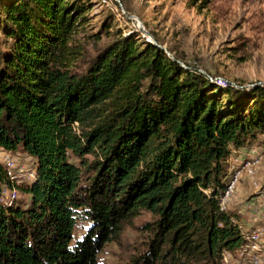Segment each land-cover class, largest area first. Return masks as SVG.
Masks as SVG:
<instances>
[{
  "label": "trees",
  "instance_id": "16d2710c",
  "mask_svg": "<svg viewBox=\"0 0 264 264\" xmlns=\"http://www.w3.org/2000/svg\"><path fill=\"white\" fill-rule=\"evenodd\" d=\"M88 9L0 0V147L37 160L23 185L0 160V264H103L142 209L154 215L147 249L118 264H221L243 240L221 200L234 150L264 133V86L217 77L111 20L85 49ZM6 186L28 204L4 203ZM79 221L89 226L72 242Z\"/></svg>",
  "mask_w": 264,
  "mask_h": 264
},
{
  "label": "rangeland",
  "instance_id": "374dc122",
  "mask_svg": "<svg viewBox=\"0 0 264 264\" xmlns=\"http://www.w3.org/2000/svg\"><path fill=\"white\" fill-rule=\"evenodd\" d=\"M86 1L89 2L86 20L76 36V44L85 49L93 50L95 37L90 35L104 31L102 26L110 20L113 30L119 29L125 35L136 31L144 36L139 30L141 23L136 20L139 19L169 53L178 55L186 63L205 67L217 77L239 86H264V0ZM106 38L107 34H102V39ZM5 153L16 162L13 173L16 180L22 174L36 171V158L24 150L0 147V157ZM254 156L259 157L254 171L248 173L244 169L234 194L225 204L227 209L238 212L244 231L252 226L264 227V133L235 150L230 164L242 167ZM72 159L78 161L76 157ZM5 189L8 191L5 190L3 202L7 203L13 191L7 186ZM17 190L15 202L26 206L29 195L18 187ZM153 219L150 211L142 209L125 221L119 238L108 242L99 253L100 262L130 263L143 254L150 236L146 225ZM86 226H89L87 222H78L72 242L84 236ZM221 264L232 263L224 259Z\"/></svg>",
  "mask_w": 264,
  "mask_h": 264
},
{
  "label": "bare ground",
  "instance_id": "6f19581e",
  "mask_svg": "<svg viewBox=\"0 0 264 264\" xmlns=\"http://www.w3.org/2000/svg\"><path fill=\"white\" fill-rule=\"evenodd\" d=\"M136 20H138L141 23L139 19ZM0 160L3 163H7L10 175H12L13 177L14 168L16 166V162L13 160V158L10 157V155H8L7 153H5L3 157H0ZM258 161H259V157L254 156L251 157V160H248L245 164H243L242 167H239L237 163L234 164L233 166L231 165L229 180L227 182V186L221 200V205L223 208H226L225 207L226 202L234 194L237 183H239L244 169H246L248 173H252ZM20 176L21 179L20 180L18 179L19 182L22 181L31 182L35 177V170H32L31 172L26 173L24 175L22 174ZM17 195H18V191L13 190L12 197H10L9 201L10 202L15 201L18 197ZM242 239L243 240L241 245L236 250L227 252L225 259L232 264H241V263L262 264L264 262V227L252 226L248 228L247 230L243 231Z\"/></svg>",
  "mask_w": 264,
  "mask_h": 264
},
{
  "label": "water",
  "instance_id": "95a60500",
  "mask_svg": "<svg viewBox=\"0 0 264 264\" xmlns=\"http://www.w3.org/2000/svg\"><path fill=\"white\" fill-rule=\"evenodd\" d=\"M127 16L130 17V18L131 17L139 18L136 15H127ZM139 30H141L142 33L144 34V36H147V38L149 40H151L155 45L160 46L162 48H165L163 45L159 44V42L156 40V38L154 37V35L147 28H145V26L143 25V21L142 20H141V26L139 27Z\"/></svg>",
  "mask_w": 264,
  "mask_h": 264
},
{
  "label": "built area",
  "instance_id": "2783aa9c",
  "mask_svg": "<svg viewBox=\"0 0 264 264\" xmlns=\"http://www.w3.org/2000/svg\"><path fill=\"white\" fill-rule=\"evenodd\" d=\"M241 264H250V263H241Z\"/></svg>",
  "mask_w": 264,
  "mask_h": 264
},
{
  "label": "crops",
  "instance_id": "0c3cea01",
  "mask_svg": "<svg viewBox=\"0 0 264 264\" xmlns=\"http://www.w3.org/2000/svg\"><path fill=\"white\" fill-rule=\"evenodd\" d=\"M240 149H241V148H240ZM240 149H239V150H240ZM234 151H235V150H234ZM242 188H244V187L242 186Z\"/></svg>",
  "mask_w": 264,
  "mask_h": 264
}]
</instances>
